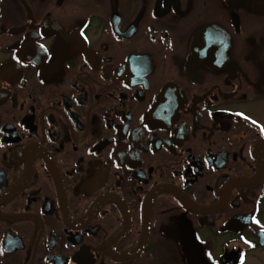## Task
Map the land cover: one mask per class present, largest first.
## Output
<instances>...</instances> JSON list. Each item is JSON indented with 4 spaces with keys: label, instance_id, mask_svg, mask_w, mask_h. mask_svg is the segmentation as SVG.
<instances>
[{
    "label": "flooded vegetation",
    "instance_id": "af4514ba",
    "mask_svg": "<svg viewBox=\"0 0 264 264\" xmlns=\"http://www.w3.org/2000/svg\"><path fill=\"white\" fill-rule=\"evenodd\" d=\"M187 246L264 264V0H0V264Z\"/></svg>",
    "mask_w": 264,
    "mask_h": 264
},
{
    "label": "water",
    "instance_id": "95a60500",
    "mask_svg": "<svg viewBox=\"0 0 264 264\" xmlns=\"http://www.w3.org/2000/svg\"><path fill=\"white\" fill-rule=\"evenodd\" d=\"M133 254L134 253L124 254L121 256L113 255V259H115L116 261H124V260L133 259L135 257ZM186 255H187L189 264H200L197 262V259L195 258V256H193L192 250L188 246L186 247Z\"/></svg>",
    "mask_w": 264,
    "mask_h": 264
},
{
    "label": "rangeland",
    "instance_id": "374dc122",
    "mask_svg": "<svg viewBox=\"0 0 264 264\" xmlns=\"http://www.w3.org/2000/svg\"><path fill=\"white\" fill-rule=\"evenodd\" d=\"M174 259H175V262H176V263H174V264H183L182 261H181V257H180V255L177 254V255L175 256ZM161 264H167V263L165 262V257H162V259H161Z\"/></svg>",
    "mask_w": 264,
    "mask_h": 264
}]
</instances>
